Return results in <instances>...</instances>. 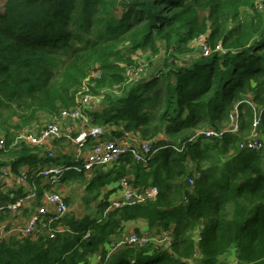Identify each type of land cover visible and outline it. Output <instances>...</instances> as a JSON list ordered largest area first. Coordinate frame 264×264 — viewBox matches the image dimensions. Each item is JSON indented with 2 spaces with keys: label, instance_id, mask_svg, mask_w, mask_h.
<instances>
[{
  "label": "trees",
  "instance_id": "16d2710c",
  "mask_svg": "<svg viewBox=\"0 0 264 264\" xmlns=\"http://www.w3.org/2000/svg\"><path fill=\"white\" fill-rule=\"evenodd\" d=\"M203 36L208 55L191 46ZM161 41L173 58L186 56L166 62V71L158 68L127 83L125 66L136 65L132 55H157ZM93 69L101 77L86 83ZM85 86L93 95L110 90L100 108L88 113L93 125L115 126L109 138L131 134L159 148L147 163L127 154L108 172H94L85 185L86 204L125 176H133L136 186H158L160 193L106 216L107 200L99 204V216L70 213L62 219L66 230L54 238L0 239V264H89L95 253L102 254L100 264H189L198 255L200 264H220L232 250L237 264H264V148L239 147L259 111L264 134V0H5L0 174L10 166L16 175H31L40 165L68 157L50 159L44 145L21 143L17 136L42 113L58 118L63 109L75 108ZM233 118L237 133L227 131ZM205 129L224 134L196 136ZM63 180L87 179L71 169ZM10 192L0 182V205L13 200ZM13 192L19 196L22 190ZM140 219L154 233L172 230L171 250L123 246L107 258L110 237Z\"/></svg>",
  "mask_w": 264,
  "mask_h": 264
},
{
  "label": "built area",
  "instance_id": "2783aa9c",
  "mask_svg": "<svg viewBox=\"0 0 264 264\" xmlns=\"http://www.w3.org/2000/svg\"><path fill=\"white\" fill-rule=\"evenodd\" d=\"M204 54L208 55L211 51L206 42ZM132 70H127L125 76L129 81L134 77ZM91 77L100 78L101 73L98 69H93L86 83ZM133 80V79H132ZM138 80V79H136ZM84 87L77 98L78 105L71 109H63L60 117L53 118L42 126L37 133H25L17 136V141L31 146H42L55 139L71 141L78 151L73 164L61 165L54 162L40 165L37 169L16 175L10 166L3 167L0 174V182L6 183L14 181V188L10 192V200L0 205V217L5 215L6 220H0V239L14 237H41L54 238L58 232L66 230L62 224V219L70 215L71 208L66 200V196L59 188L62 178L66 171L75 170L77 172L92 173L96 169L107 166H115L124 155H131L138 163H147L150 158L158 151V146L154 141H139L138 143H128L122 139L106 137V129L102 126L93 125L88 113L100 108V100L97 96L89 93ZM99 100V101H98ZM236 118H233V121ZM262 114L256 112L251 133L243 138L239 144L240 149L261 150L264 148V134L260 126ZM65 124V125H64ZM238 124L232 123L227 131L238 132ZM204 135L206 138H221L224 130L205 129L197 132L196 136ZM195 139V136L191 139ZM5 148V139L0 137V151ZM50 159L57 156L53 150L46 153ZM31 176V178H30ZM35 178H39V185ZM194 183V179H189ZM21 189L22 192L16 196L14 190ZM120 196L109 201L104 216L113 209H123L127 206H135L153 201L160 193L158 186H136L133 176H125L119 182ZM6 215H9L7 218ZM18 217L22 220V226H10L9 220ZM90 235L87 233L86 237ZM196 239L199 241L200 232H197ZM174 242L172 230H164L161 233L138 234L131 232L122 240H112L106 245V257L109 258L113 253L119 251L123 246L136 248L152 246L157 250H171ZM97 258L102 261V254L98 253Z\"/></svg>",
  "mask_w": 264,
  "mask_h": 264
},
{
  "label": "rangeland",
  "instance_id": "374dc122",
  "mask_svg": "<svg viewBox=\"0 0 264 264\" xmlns=\"http://www.w3.org/2000/svg\"><path fill=\"white\" fill-rule=\"evenodd\" d=\"M1 2H2V4H4L5 0L1 1ZM205 42H206L205 36L195 40L191 45L195 49L194 53L205 51L204 50ZM172 55H174L173 50L172 49L167 50V47L164 48V42H162V41L160 42V51L158 52L157 55H154L151 51H141V50L138 51L137 53L133 54L132 57H133V60L136 62V65L135 66L133 65L130 67L125 66L126 67L125 73L127 70L131 69L134 77L132 78L133 79L132 80L131 76H129V81L127 83H129V82L132 83L134 81H137L136 79L147 78L151 75L152 72L156 73L158 68H161L163 71H166L167 70V66L165 65L166 62L174 63L175 60H177V59H179L181 61L186 56L184 54L179 55L176 53L175 56L178 58L175 59L172 57ZM85 90L88 91V88H86ZM109 91H108V89L107 90L101 89V90H99L98 94L95 95L100 100V103L103 101V98L105 97V93H108ZM113 91L116 93H119L118 88H115ZM52 120H54V119L51 118L49 115L42 113L39 116V120L37 122H35L31 125H28V126H23L19 130L18 135L25 134V133H31V132L37 133L42 126H44L48 122H51ZM236 122H237V119H235L234 121L232 119L231 124L236 123ZM227 126H228L227 129H229L231 125L230 126L227 125ZM104 128L107 131L106 135H105L106 137H110V131L112 129H116L115 126L113 128H111V126H106ZM246 136H244V138ZM138 141H140V140H138ZM62 142L63 143L53 144L52 148L55 151L57 156H59V154H68L69 151H71L70 150L71 147L73 146V144L67 140H63ZM74 159L75 158L73 156H70L69 158H62L61 165H65L66 163L67 164H73ZM91 179L92 178H89L85 182L76 181V180H71L70 182L69 181L66 182L65 180L62 179V181L60 183V187L58 188L66 196V199L68 200V204L71 208V213H74L77 216L78 215L83 216V215L88 214V213H94V214L99 216V212H97L99 202H100L99 199L91 201L89 205H87L85 202L86 201L85 196L87 195V192L85 190V185H86V183H89V181ZM90 197H92V196H90ZM100 216H101V214H100ZM196 241H197V239H196ZM199 256L200 255L188 260L187 262L189 264H200L198 262V260H195V259H198ZM98 261H99V259H98ZM220 264H237V258H236L235 253L233 252V250L220 257Z\"/></svg>",
  "mask_w": 264,
  "mask_h": 264
},
{
  "label": "crops",
  "instance_id": "0c3cea01",
  "mask_svg": "<svg viewBox=\"0 0 264 264\" xmlns=\"http://www.w3.org/2000/svg\"><path fill=\"white\" fill-rule=\"evenodd\" d=\"M1 1H4V0H0V5H2V2ZM114 127V126H113ZM140 140V137L139 136H133V135H128L126 136V138L122 139V141H126L128 143H138ZM68 141V140H67ZM71 142V141H69ZM55 143H63L62 141H57ZM54 142H48L46 145H44V149L45 150H53V144H55ZM73 144V143H72ZM71 151H69L68 154H64L66 156H68L67 158H69L70 156H73L74 158H76V154H77V147L73 144V146L71 147L70 149ZM54 151V150H53ZM55 153V151H54ZM56 155V153H55ZM57 156V155H56ZM60 156V155H59ZM58 157V156H57ZM62 160H60V162L58 163H61ZM75 161V159H74ZM129 168V167H128ZM112 169V166H107L105 168H102V169H96L94 170V172L96 173V171H103V172H108L109 170ZM92 172V173H85L84 174L86 175V179L88 180L89 178H92L95 173ZM115 174H113L114 176ZM64 178V177H63ZM62 178V179H63ZM2 183V182H1ZM2 184H5L6 186V190H9L11 191L15 185L14 184V181L12 182H7L4 180ZM60 187V186H59ZM120 196V189H119V182H112L110 185H107L105 187H103L100 192H99V196L97 198V200L99 199V204L102 203L103 201L107 200V201H111L117 197ZM79 216V215H78ZM9 218V217H7ZM8 221V220H6ZM10 222V226L9 227H13V225H17L18 227L19 226H22V220L18 217H15V218H11L9 220ZM136 229H139L140 232L142 234H154V231H151L149 228H148V224H147V221L146 220H143V219H140V220H134V221H130L128 222L125 227H124V230H123V233L121 234H115V235H112L110 237L111 240H122L124 238H126L131 232L135 231L136 232ZM90 260H89V264H100V261H98L97 259V255L96 253L95 254H92L89 256ZM97 259V260H96Z\"/></svg>",
  "mask_w": 264,
  "mask_h": 264
}]
</instances>
